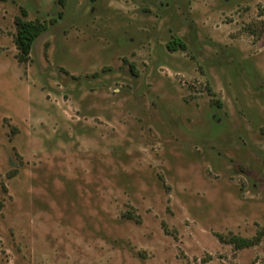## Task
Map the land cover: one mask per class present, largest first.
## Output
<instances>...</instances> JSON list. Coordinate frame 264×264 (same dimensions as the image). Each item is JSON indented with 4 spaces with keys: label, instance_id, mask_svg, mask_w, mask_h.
Wrapping results in <instances>:
<instances>
[{
    "label": "rangeland",
    "instance_id": "1",
    "mask_svg": "<svg viewBox=\"0 0 264 264\" xmlns=\"http://www.w3.org/2000/svg\"><path fill=\"white\" fill-rule=\"evenodd\" d=\"M262 230L264 0H0V264H264L219 240Z\"/></svg>",
    "mask_w": 264,
    "mask_h": 264
},
{
    "label": "trees",
    "instance_id": "2",
    "mask_svg": "<svg viewBox=\"0 0 264 264\" xmlns=\"http://www.w3.org/2000/svg\"><path fill=\"white\" fill-rule=\"evenodd\" d=\"M16 39L15 44L18 49V60L20 63L28 62L35 41L48 29V25L40 20H28V13L24 8L20 10V16L15 19ZM167 49L170 52L177 50H186V44L179 38H174L167 43ZM132 66V65H131ZM133 68V66H132ZM264 230L254 238H243L232 236L224 238L219 236L221 242L233 245L236 249L241 250L257 246L264 235Z\"/></svg>",
    "mask_w": 264,
    "mask_h": 264
}]
</instances>
